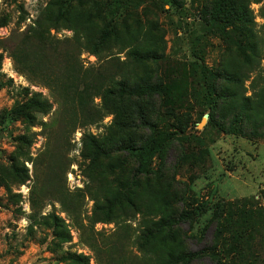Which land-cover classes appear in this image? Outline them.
I'll return each instance as SVG.
<instances>
[{
    "label": "rangeland",
    "instance_id": "obj_1",
    "mask_svg": "<svg viewBox=\"0 0 264 264\" xmlns=\"http://www.w3.org/2000/svg\"><path fill=\"white\" fill-rule=\"evenodd\" d=\"M57 1L0 0V264H81L61 260L68 252L90 264H164L181 251H201L194 264H264V221L256 239L249 232L253 206L230 214L245 225L242 243L229 223L218 242L211 223L222 200L254 198L264 209V0H246L251 22L223 34L204 27L214 0H136L99 47L105 20L80 4L58 19ZM196 62L223 76L209 101ZM119 79L160 91L106 96ZM32 97L42 105L30 117L2 122ZM141 118L176 133L147 175L116 149L152 139ZM92 137L106 150L96 158ZM188 210L174 230L153 228Z\"/></svg>",
    "mask_w": 264,
    "mask_h": 264
},
{
    "label": "trees",
    "instance_id": "obj_2",
    "mask_svg": "<svg viewBox=\"0 0 264 264\" xmlns=\"http://www.w3.org/2000/svg\"><path fill=\"white\" fill-rule=\"evenodd\" d=\"M136 0H58V14L57 18H65L69 12L73 9L76 4L89 6L92 10L90 14L95 17H101L105 20L104 29L101 31L100 36L98 37V41L95 44V47H99L103 45L110 37L116 34L117 23L119 22L118 17L123 14L126 10L129 9L131 5L135 3ZM172 4L174 6L182 5L179 0H172ZM205 28L209 31H215L218 33H225L228 28H237L239 25L248 24L252 20L251 10L249 8V4L246 0H214L211 7L205 11ZM133 55L138 58H156V54L151 52L140 53L138 51H133ZM2 55H0V69L2 62ZM196 72V78L199 81L201 89L203 90L202 99L204 101H209L210 94L216 91L215 82L223 76L219 73H206L205 69L200 66L199 63H193ZM160 89L156 85L152 84H144L135 87H129L124 79L116 80L112 87H109L105 94L108 97H126V96H143L146 94L157 93ZM41 104L40 100H37L35 97L29 99L27 103L20 107H15L10 111H7L3 117V123L7 124L8 122L13 121L18 116L30 117L29 110L33 107H39ZM210 109V108H208ZM140 126L150 128L153 132V137L149 142L143 143L141 145H136L133 142H125L116 147L118 151H124L130 156L134 157L138 165L136 167V173L147 175L152 173L153 171V161L154 158L159 155L169 141L175 136V132H168L166 130L157 129L151 124L149 121L144 118L140 119ZM91 146L93 147V156L96 158L100 154L106 153L104 146L94 137L91 139ZM263 190V189H262ZM244 203L246 205L253 206L255 208V212L258 214L257 222L250 227L251 232H255L252 239H256V235H261L263 229L260 228V223L262 224L264 219V209L260 206V203L254 198H244L242 201H220L215 205L213 217L211 223L215 222L217 228V240L218 242H222L225 240L224 236V227L226 223L233 225L234 228L230 234L232 235L231 241H235L238 243H242L245 238L243 237L245 231V225L242 222V218L238 220H234L233 209L234 204ZM238 206V205H237ZM260 206V207H259ZM241 216L243 217L245 213V207L242 208L240 206L239 211ZM254 212V213H255ZM191 213L190 211H183L177 216H171L168 218H162L153 223V228L155 230H168L172 231L175 228L179 227L183 222H186L190 219ZM51 217L54 221V230L58 233V236H62L64 241H70L71 235L69 232H59L60 221L56 214H52ZM233 222V224L231 223ZM153 228L148 229L146 234V240H148L153 235ZM62 233V234H61ZM259 244H263L259 242ZM236 245V244H235ZM223 248L225 247L222 245ZM236 248V247H235ZM234 248V249H235ZM256 250L253 247V251L251 252V261L256 262L258 256L254 252ZM217 251H221L218 249V246H215L213 249L214 255L218 260L222 261V258H219V254ZM230 251H227L226 255H230ZM201 251H181L177 255L170 254L169 259L164 264H173V263H182V264H194L197 263L204 255L201 254ZM229 253V254H228ZM65 262H81V264H90L89 257L82 256L78 253L68 252L61 259ZM68 264V263H65Z\"/></svg>",
    "mask_w": 264,
    "mask_h": 264
}]
</instances>
